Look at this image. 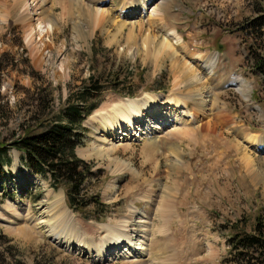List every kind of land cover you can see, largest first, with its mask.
<instances>
[{"label": "rangeland", "instance_id": "rangeland-1", "mask_svg": "<svg viewBox=\"0 0 264 264\" xmlns=\"http://www.w3.org/2000/svg\"><path fill=\"white\" fill-rule=\"evenodd\" d=\"M54 1L44 5L53 29L40 42L35 37L34 49L26 44L27 29L37 21L32 0H26L28 28L18 11L12 15L11 0H0V97L9 109L0 142L11 160L0 172V215L19 208L27 221L20 226L32 232L29 221L47 222L42 210L61 193L80 241L98 247L106 227L126 225L145 250L142 258L133 251L134 258L110 254L112 260L97 261L44 234L19 238L0 222V264H228V237L253 233L258 221L264 226V153L250 144L264 135V82L245 60V27L261 14L256 10L264 0H147L145 6L133 0L131 7L132 0H76L70 17ZM96 10H105V19ZM163 41L170 49L161 48ZM212 56L217 62L208 73L201 61ZM93 74L105 90L75 150L93 176L74 212L66 187L54 188L47 175L35 174L10 144L51 119ZM227 78L239 79L240 90ZM150 96L158 113L171 115L162 120L156 114L141 131H124L112 143L115 150L97 155L89 118L109 116V106L122 100ZM136 211L144 216L134 219Z\"/></svg>", "mask_w": 264, "mask_h": 264}, {"label": "trees", "instance_id": "trees-1", "mask_svg": "<svg viewBox=\"0 0 264 264\" xmlns=\"http://www.w3.org/2000/svg\"><path fill=\"white\" fill-rule=\"evenodd\" d=\"M256 11L261 14L245 27L250 40L245 60L251 73L264 82V8ZM101 78L91 75L88 83L70 94L64 106L51 119L42 120L34 130H25L10 144L23 154L24 163L35 174L47 175L54 188L60 184L66 187L67 204L74 212L79 211L77 200L87 178L93 176L90 167L76 156L75 150L84 137L82 123L97 108L99 97L105 90V86L98 81ZM8 114L7 104L0 97V124L3 119H8ZM7 147L0 142L1 173L3 167L11 163L7 154L10 148ZM93 202L101 206L97 198ZM226 244L229 254L226 263L264 264V226L260 221L253 227V233L232 234Z\"/></svg>", "mask_w": 264, "mask_h": 264}, {"label": "bare ground", "instance_id": "bare-ground-1", "mask_svg": "<svg viewBox=\"0 0 264 264\" xmlns=\"http://www.w3.org/2000/svg\"><path fill=\"white\" fill-rule=\"evenodd\" d=\"M47 1L49 0H32L31 2V4L34 3L33 7H36V9L34 10V13H35L34 16H37V21H36V27L34 29H27L28 31L26 34V44L29 47L34 48V49L36 47L35 37H37L38 41L40 42L44 36L49 35L50 31H52L53 29L52 27L54 26V22L52 21L51 16H50L51 14L47 13L44 9V5L45 3H47ZM11 2L12 4L10 5L11 6L10 8H11L12 15L16 14V12L18 11L21 22L24 23L25 26L28 28L30 19H29V13H28L29 11H28V5L26 3V0H11ZM146 2L147 0H143L142 5L145 6L147 4ZM74 3L77 4V1L76 0H55L53 2L54 6L60 5L63 10V13L67 14L68 16L70 15V13L73 12L72 6ZM126 4L129 7H131V5L133 4V0ZM104 11L96 10L94 14L97 15L99 19L102 20V19H105L106 17V15L104 14L105 13ZM155 14L156 12L153 11L154 16H156ZM120 26L122 28L123 26H125V24L121 23L119 27ZM161 48L163 50L166 48L170 49L166 41H163L161 43ZM216 62H217L216 56H212L211 58L210 57L204 58L201 61V64L203 65L202 68L207 70L208 73H211L213 72ZM239 83H240L239 79L231 78L229 80V86L234 87L238 91L240 90V87H241ZM156 101H157L156 98L151 97V96L147 98L145 97V99L122 100L120 103H115L114 105L109 106L111 110L109 112L110 113L109 116L104 113H98V112L92 115L89 118L87 125H89L93 133L96 134L95 136L97 137L96 138L97 141H96V144L94 145V148L97 151V155L103 152L111 153L113 150H115L114 149L115 146L112 143L113 141L117 140V136H123L126 133V132L124 133V131H128L127 133H130L131 131H134L135 129L144 127V125L142 124H145L151 121L152 116L156 114L157 115L160 114L161 115L160 118L162 120L167 119V117H169L171 114L170 113H164V114L158 113L159 107L158 105H156ZM169 101L173 102L174 104L177 102H180V101H175V99L169 100ZM187 104H188L187 101H185L181 105L185 106ZM172 106L175 107V109L178 108V104L172 105ZM185 123H188V122L184 120L182 121L178 120L177 124L183 125ZM98 125H100V127ZM139 130L141 131V129ZM140 134L137 137H139ZM108 143L110 145H108L105 148L104 146ZM250 144L260 146L264 153V135H258V136L256 135V137H253L252 139H250ZM154 145H156V142L151 147H154ZM131 210H133V208H131ZM133 213H134V219L136 216L140 215V212L138 211H136V213L135 212ZM143 216L141 214L140 216L136 217V219L137 218L141 219ZM42 217L46 218L47 222L42 220L39 223L34 225L32 221H29V225L33 224V227H34L32 228V232L28 230L27 228L20 226L22 223H25L27 221H26L25 212L21 213V211H19V208L14 209V211H12L11 213H8L7 215H4V216L0 215V222L7 226L8 231L11 234H14L19 238L33 239V237L35 236L40 237L41 235L44 234L46 235L47 238H50L51 240H53L55 244H58L59 246L60 245L63 246L68 251L70 250L72 246L73 247L77 246L78 250H80L79 251L80 253L83 252L82 254H85V253L90 254L97 261H103L105 259L112 260L113 258H117V256L120 254L121 256L131 258L133 257V251L139 252L137 258H140V257L142 258L143 256V252L145 249L143 248V242H141L142 239L140 237L138 239H135L132 236H130V232H129L130 230L128 229L126 225H121L122 227L119 228L118 231L116 229L109 231L108 229H110V227H106L105 230L101 231L102 235L98 237V245H99L98 247H91L89 245L92 241L94 242V240L92 241L90 240L89 244L80 241L81 238L80 239L78 238V232H76V224H77L76 218H74L72 213L66 208L64 197H63V194L61 193H58L57 195H55L54 201L50 204V206L42 210ZM65 220L68 224H66ZM40 225L43 226V228L45 229L44 231H39ZM103 234H107V235H103ZM83 240L87 241L86 238H83ZM117 248H119L120 250H118ZM112 250L114 251L113 253H112ZM116 250H118L119 252H117ZM110 254H114L115 257L110 258Z\"/></svg>", "mask_w": 264, "mask_h": 264}]
</instances>
